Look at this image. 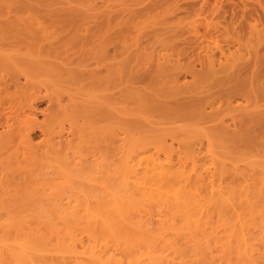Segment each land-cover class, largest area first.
Segmentation results:
<instances>
[{
    "label": "bare ground",
    "instance_id": "6f19581e",
    "mask_svg": "<svg viewBox=\"0 0 264 264\" xmlns=\"http://www.w3.org/2000/svg\"><path fill=\"white\" fill-rule=\"evenodd\" d=\"M12 1L0 0V264H176L169 256L184 252V245L197 252V262L207 264V251L212 250L207 231L213 227L207 210L214 206L223 207H216L218 214H227L232 238L217 249L230 264H264V248L251 231L255 216L264 219V143L252 144L255 129L264 135V107L247 109L251 102L264 101L263 96L250 95L258 67L264 69V46L257 50L261 38L252 42L255 26L248 23V57L238 54V48L246 46L230 35L236 30L233 10L238 6L225 19L227 6H206L207 0L179 6L175 0L177 10L220 11L223 28L216 23L215 32L208 29L206 35L222 41L234 36L239 43L225 41L227 49H220L217 57L213 53L214 58L206 53L204 35L182 39L179 32L165 37H181L179 44L186 45L178 55L192 59L187 64L192 82L174 73L178 60L156 54L144 59L142 79L151 86L170 82L142 90L131 85V72L121 63L128 33L122 25L131 16L154 18L166 3L112 15L86 14L79 22L62 21L66 14L51 11L13 10ZM254 9L249 20L255 19ZM260 11L264 15V7ZM98 51L101 58L95 57ZM91 59L94 62H88ZM101 64L105 75L98 69ZM96 87L107 94L94 101ZM240 98L245 107L238 104ZM41 104L46 106L42 110ZM214 104L225 106L235 129L229 130L224 119L211 127H184L209 121L216 113ZM127 113L149 121V129L126 123ZM178 122L184 126L164 128ZM173 142L185 170L173 163ZM202 146L212 172L198 164ZM98 152L104 163L94 169ZM241 180L246 184L239 198L234 195ZM197 183L208 189V200L196 199L200 189L186 190ZM156 204L179 208V223L162 218ZM153 218L155 229L148 227ZM222 238L212 237L217 242ZM160 250L169 252L160 256Z\"/></svg>",
    "mask_w": 264,
    "mask_h": 264
},
{
    "label": "rangeland",
    "instance_id": "374dc122",
    "mask_svg": "<svg viewBox=\"0 0 264 264\" xmlns=\"http://www.w3.org/2000/svg\"><path fill=\"white\" fill-rule=\"evenodd\" d=\"M167 1L168 2H166V0H13L12 4H11V9L21 10V9L29 8L31 11L37 12V14H40L44 11H48V12L51 11V12H54L56 14H66V18L62 19V21L66 20V19L67 20L71 19V20L80 22V21H83L85 19L86 14H93V13L99 14L101 12H104V13L112 12V13H110V15H112V14L117 13V12L122 11V10L135 11V10L141 9L147 5L148 6H150V5L161 6L162 4L166 3L165 5L161 6V8L159 7L158 9H156L155 14H157V15L154 18H145V16H143V15L131 16V17H129L128 22L122 25V27H124L125 30L128 31V33H127V39H126L125 52H124V55L122 56L123 61L121 63L125 64L126 69L128 68L131 72L130 78H133V80H131V82H132L131 85H133L134 87H136L138 89L148 90V89H151L154 87L159 89V87H163L162 86L163 84L168 85L170 82L168 79H165V80L161 81L160 83H157L154 86H151L150 82H147L146 80L142 79V76L140 73L142 71L141 68H145L147 66V64H143V62H145L144 59L148 58L150 55L161 54V55H166V57L172 61L178 60L177 61L178 67L174 70V73H177L176 75L179 77V79L181 81H184L186 83H191L192 78H191V75L188 73L189 69H191V68H188L187 64L189 62H191L192 59H186L184 54L178 55L179 54L178 52H180L181 48L183 46L186 47V45H180L179 44V42L182 39H185L187 37H189V38L193 37L194 38V37H197L199 35H204L206 43L203 46H204V48L207 49V51L205 49H203V51L201 52L203 55H206V54H204L206 51V53H211L210 55L215 53L216 57H217V55H219L220 49H224V50L227 49L226 48V42H225L227 40L222 41V39H224V38H222V39L220 38L221 39L220 40V39H214V38L210 37L209 35H206V30L208 31V29L211 32H215L216 28H214L213 25L216 23H220L221 27H219V29L223 28L225 21L223 22L224 19H222L220 17V15H219L220 11H218L219 13H217L213 10L214 12L209 11L210 13L212 12L211 14H207L208 11L206 13L204 12L205 14L204 13L199 14L196 12L195 13L192 12L190 9L179 8L177 10L176 7L173 6V4H175V2H174L175 0H167ZM202 1L203 0H179L177 2V5L179 4V6H180V5H184L187 3L192 5V4L200 3V2L202 4ZM263 1L264 0H243L244 5L246 7L242 6V0H207L208 3H207V5L205 4L206 6H209L211 4V7H212V5L213 6H215V5L221 6L222 5L225 7L227 6L228 8L226 7L227 8L226 11L227 10L228 11L226 13H224L225 15H223L225 19L229 18V15H227V13L228 14L231 13V11L229 12V10H231L236 5L238 6L233 10L234 14L237 16L236 19L238 22H236L232 27L236 28V30L230 31V35L235 34L234 36H237L236 38H239L240 40L239 39L235 40L236 38L233 35H232L233 37L231 36L232 38H230V39L233 41V43H235V41H236V44H237V41L239 40V41H241L240 43L238 41L239 44L243 43V46H244V44L246 45V46H244V48H242V47L238 48V46H237L238 44L236 45L237 48L239 49L238 54H239V52L242 53L241 56L243 55V57L246 53L248 54V49H250V48H248L247 45H251V41H249L251 38H252V42H254L256 40L255 38L257 36H260L261 45H259V46L257 45L258 46V47H256L257 50H259V48H261L262 45L264 46V44H263L264 43V15L260 11V7H264ZM252 9L256 10V12L258 13V14L253 13L254 14L253 16L255 17L254 21L249 20V13L254 12V11H251ZM241 11L244 13L242 14ZM221 15H222V13H221ZM38 16H40V15H38ZM139 16H142V17L140 18ZM258 16H260V18ZM248 23L250 25L253 24V26H255V30H254L255 32L251 30V32L253 34L250 36L251 38H249V35L247 34V32H249V30H250V29L248 30V28H249ZM60 25H63V24L62 23L57 24V26H60ZM210 25H212V26H210ZM220 25L218 24V26H220ZM215 27H217V26H215ZM212 28H214L215 30L212 31ZM217 29H218V27H217ZM252 29H254V28L252 27ZM257 30H260L258 35L256 33V32H258ZM179 32H183V34H184V35L180 34L181 36H183V38L181 40L179 39L181 37L178 38L180 41H178V39L166 40L168 37H170V35L173 36V35H175L174 33H179ZM231 32H233V33H231ZM255 33H256V36H255ZM154 34L160 35V36L157 37ZM130 35H132V36H130ZM133 35L136 36L135 39L131 38V37H133ZM165 37H167V38H165ZM137 38H138V40H137ZM260 38H258V39L260 40ZM231 40L227 41V42L231 43L232 42ZM262 40H263V43H262ZM230 46H233V45L230 44ZM236 46H234V47H236ZM241 46H242V44H241ZM262 48H263V50H260V52H262V51L264 52V47H262ZM246 49H247V52L245 53ZM215 54H213L214 58H216ZM261 54H258V55H261ZM262 55L260 58L264 57V55L263 56ZM101 56H102V52H100V51H98L95 55V57H97V58H101ZM246 56L248 57V55H245V58H246ZM260 58L258 59V61L263 62L264 59L262 58L263 59L262 60ZM88 62H94V60L91 59ZM146 63H147V61H146ZM194 64L196 66V69H198V67H199L198 63L195 62ZM261 65H263V64H261ZM103 67H104L103 64L98 65V69H100L102 74L105 75V69H103ZM252 83H253L252 84V90H251L252 92L250 95L251 96H257L259 98L262 96L264 97V69H263V66L258 67L257 74H256ZM88 91H90V90H88ZM92 92H94V94H95V99L93 98L94 101L97 100L98 97H100L101 95H105V93L107 94V91H102V87L101 88L96 87L95 90H93ZM96 92H97V94H96ZM262 103H264V101H257V102H253V103L251 102L247 109L252 111V112L257 111V110H261L262 107H264L261 105ZM238 104L240 106H243V107H245L247 105L244 98L238 99ZM45 107H46L45 104H41L38 106V108L40 110L44 109ZM224 107L225 106H223L221 104L215 105L214 106V110H215L214 112H216V113H214V115H211L212 117L208 119L209 121L202 123V124H199L198 126H195L196 125L195 123H190V124L184 126L182 123L178 122L175 124H166V125H164V128L169 129V128H172V125H174V126H184L185 128L188 127L189 129H191V128L192 129L193 128L198 129V128H202V127H211L213 125H216L220 119H224L226 124L229 126L228 129L233 130V129H235V125H233V121L230 119L231 116L227 111L224 110ZM217 108L219 110H217ZM206 109H207V112L211 111L208 108H206ZM211 112H212L211 114H213V111H211ZM138 116L127 113L124 117L126 119V123L128 122L131 125L137 124L141 128H143V127L148 128L149 127V125H148L149 121H141V120H139L141 118H139ZM43 119H44V117L41 114L40 115L38 114L37 121L42 122ZM152 119H153V122L160 121V122L166 123L165 119H160V118H152ZM66 120H64L62 122L65 128H67L69 126V124H68L69 120H67V121ZM81 122L82 121L79 120V123H81ZM99 124H101V123H99ZM103 124H105V123H103ZM113 124H115V123H107L106 125L107 126H113ZM134 126H136V125H134ZM132 130L135 131L134 129H132ZM254 131L257 134L255 133L256 137L252 138V140H253L252 144L254 145L257 143H264V135H262L260 133V130L255 129ZM140 135L141 134L136 133L135 137L140 136ZM34 139H35L34 141L36 142V141L40 140V137L37 136ZM169 141L167 140L168 145L171 144ZM173 143H172L173 144L172 148L170 147V149L173 151V156H174L173 163H176L175 165L176 166L178 165L180 168L183 161L181 159H179L176 155L179 152V146L177 143H175V142H173ZM196 148H199V147L196 146ZM98 154H99V152L96 155L97 160H95V162H94L95 163L94 169L98 167V164L104 163V161H103L104 158ZM199 157H201V162L198 163V164H200L199 166H201V167L203 166V170H204V168L208 167L206 169H208L210 172H212L213 171L212 163L209 160L208 150L205 146H202V150H201ZM91 165H93V163ZM182 166L183 167H181L180 169L185 170L184 169V168H186L185 165H182ZM187 166L191 167L190 165H187ZM187 170L189 172L191 169L187 168ZM200 170L201 171H199V173L203 172L202 169H200ZM185 172H187V171H185ZM208 176H209V174H208ZM241 182H242V180H241ZM242 183H239L241 185V187L237 189V193L234 195V196H236V195L239 196V198H240L239 191L242 190V188L246 184L245 182H244L245 184L244 183L242 184ZM201 184H203V183H201ZM196 185L198 186V183ZM196 185H194L195 186L194 188L196 190L194 188L190 189L191 186L189 188H186V190L188 189V191L193 190L192 192H195V191L198 192L200 189L199 193L195 192L197 194V198L195 197L196 194L194 196V193H192V194H191V192H188V193L190 195H193L196 199H198L200 201H203L202 200L203 198L208 200L209 199L208 189L207 190L202 189V188H204V186L200 185V184H199L198 188H196ZM236 200H237V198H236ZM236 200H234V201H236ZM236 202L240 203V201H236ZM156 205L159 206L160 204H156ZM158 206L157 207L154 206V208L155 209L158 208L159 210L155 211V209H154V211L155 212H161V214L164 216L162 218H166V216H167L166 219H168V222L169 221H171V222L174 221L176 223L178 222L177 220H178L179 214H180L179 208H177L173 205H171L172 209H171L170 205H166L165 207L163 205L161 207V205H160V208ZM167 206H169V208ZM214 207H210L207 210V212L211 218L210 220H211V225L213 226L212 228H214V229L211 228L207 231V234H209V237H210L208 243H210L211 248H212V250L211 249L210 250L213 252V254L211 252V254L213 255L212 256L210 254V250L207 251V252H209V254H207V255H209V257L206 255L207 264H209V263L210 264H230L231 261L229 260V257L227 255L223 254L222 252H220L219 249H217L220 244H222L223 242H226L229 239H232L229 237V235H230V232L228 230L229 225L226 222L228 216H227V214H224V216H223V215H220L216 212V210H215L216 207H217V209L219 207V209L221 211L223 210V207H221V206H216L215 208ZM162 208H163V210H162ZM152 222L153 223L148 227H152L153 229L157 228V224H158L157 220L155 218H153ZM251 222H252L251 225H253L251 227L252 228V230H251L252 235L254 236L256 243L260 244L261 248H264V219L261 218L260 216H255ZM217 235L223 237L220 242H217L216 240L212 239V237H215ZM182 250H184V252H182V251H178V252H174V253L171 252L169 258H174V261L176 262V264L184 263L186 261H188V262H186V264H204L205 263L204 261H203L204 263L199 262L200 260L197 262V260L200 257L197 258V256H198V254L196 256L197 252H195L193 247H191L190 245H184ZM168 252L169 251H161L160 250V251H158V254L159 255L161 254L160 256H162V255L167 254ZM212 258H216V259L212 260Z\"/></svg>",
    "mask_w": 264,
    "mask_h": 264
}]
</instances>
